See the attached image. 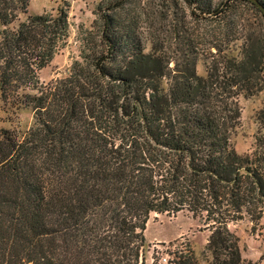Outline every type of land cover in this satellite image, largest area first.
Instances as JSON below:
<instances>
[{
  "label": "trees",
  "instance_id": "obj_1",
  "mask_svg": "<svg viewBox=\"0 0 264 264\" xmlns=\"http://www.w3.org/2000/svg\"><path fill=\"white\" fill-rule=\"evenodd\" d=\"M186 2L198 4L185 18L228 14L235 24L238 3H253ZM144 3L102 0L81 59L43 84L39 71L70 35L68 8L20 20L30 0H0V91L34 111L25 132L0 131V264H146L150 215L183 210L211 223V264H258L242 256L228 221L264 213V138L263 153L232 143L238 96L264 87V40L244 39L237 58L221 54L235 24L224 36L200 33L214 60L201 75L198 45L179 60L154 34L145 52L141 34L158 15ZM175 263L197 264L194 250Z\"/></svg>",
  "mask_w": 264,
  "mask_h": 264
},
{
  "label": "rangeland",
  "instance_id": "obj_2",
  "mask_svg": "<svg viewBox=\"0 0 264 264\" xmlns=\"http://www.w3.org/2000/svg\"><path fill=\"white\" fill-rule=\"evenodd\" d=\"M102 0H30L28 13H21L19 19L24 20L29 14H39L46 11L56 13L60 6H66L69 11L70 35L67 43L61 47L51 62L39 71L43 84L69 74L75 60L81 59L82 41L85 29H92L96 18L94 11ZM227 0H202V7L214 9ZM145 4V3H144ZM197 2L192 6L196 7ZM148 11L157 10V21L152 26L153 16L148 17L146 29L141 34L145 45V52L154 50V34L160 36L164 52L184 59L192 46L198 45L205 51L197 59V72L207 75L213 57H210L209 46L202 43L200 33L207 32L213 35L224 36L232 30L235 22L227 16L222 19L184 17L189 14L191 5L186 0H147ZM177 5V7H176ZM253 3H238V20L230 35V46L222 52V56H242V44L247 38L251 43L264 40V17L261 12L252 6ZM193 7V8H194ZM163 11L166 18L160 16ZM170 10L171 13H167ZM175 11V12H174ZM169 14V15H168ZM159 28V30H156ZM223 33V34H221ZM155 35V36H156ZM198 48V47H197ZM217 50L215 47L213 51ZM183 57V58H182ZM172 66L174 63H171ZM240 107V121L233 132L232 143L241 154H253L255 151L263 153L261 142L264 138V87L256 94L248 97L240 94L237 98ZM34 122V111L23 108L12 100H5L0 91V131L4 128L25 132ZM264 209V208H263ZM242 219L228 221V227L239 237L241 253L244 258L252 259L258 264H264V213L257 222H252L244 211ZM204 215L194 214L183 210L177 213H152L145 231L146 235V264H176L177 253L192 248L195 252L197 264H211V252L206 249L211 235L210 226ZM255 226V228L253 227Z\"/></svg>",
  "mask_w": 264,
  "mask_h": 264
},
{
  "label": "water",
  "instance_id": "obj_3",
  "mask_svg": "<svg viewBox=\"0 0 264 264\" xmlns=\"http://www.w3.org/2000/svg\"><path fill=\"white\" fill-rule=\"evenodd\" d=\"M253 3H255L263 12H264V5L258 1V0H251Z\"/></svg>",
  "mask_w": 264,
  "mask_h": 264
}]
</instances>
